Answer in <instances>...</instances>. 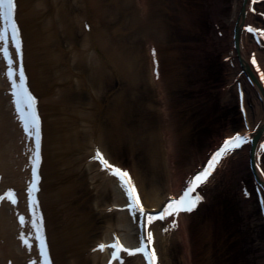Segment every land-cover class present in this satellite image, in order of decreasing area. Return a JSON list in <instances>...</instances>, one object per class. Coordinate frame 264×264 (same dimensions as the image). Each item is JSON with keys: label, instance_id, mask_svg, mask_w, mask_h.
<instances>
[{"label": "bare ground", "instance_id": "bare-ground-1", "mask_svg": "<svg viewBox=\"0 0 264 264\" xmlns=\"http://www.w3.org/2000/svg\"><path fill=\"white\" fill-rule=\"evenodd\" d=\"M130 1L121 0V4L132 8ZM78 2L17 0L23 59L15 36L10 33L7 47L16 61L12 66L8 57L4 59L5 42L0 38V192L5 187H17L16 190H22L19 195L26 192L30 196L32 205L31 187L35 178L31 175L33 169L36 172L37 160L43 176L36 193L39 217L32 207L19 200L11 203L6 195H0V264H26L29 254L42 258L37 222L46 229L52 264H152L145 253L127 251L142 247L144 242L150 249L154 246L157 264H176V260L180 262L184 257L190 261L195 246L189 242L188 224L193 221L200 224L199 215L216 200L219 202L221 192L230 195L228 187L236 182L235 191L241 195L238 207L220 205L218 212L221 210L223 216L214 215L210 225L207 223L206 227L213 229H206L209 252L220 255L218 264H229L233 259L241 260L239 264H256L247 260L256 256L264 264V38L260 33L264 31V0L230 3L206 0L213 5L207 14L212 18L214 35L217 33V41L209 44L205 40L207 45H215L212 53L203 44L201 47L191 44V34L180 28L181 25L191 28V21L197 23L201 15L197 13L194 17L196 13L191 10L185 13V3L179 0L177 11L188 19L181 17L178 23L174 20L176 37L171 48L144 31L150 37L147 45H140L141 50L128 54L123 63L109 50L114 33L109 31L111 10L106 0ZM169 2L135 0L136 11L139 14L149 11L150 21L157 8L164 7L165 14L169 13ZM223 18L231 20L234 26L224 25ZM130 22L123 21L122 25L128 23L126 27L131 31L134 26ZM199 22L197 31L209 36L210 23L204 19ZM167 24L168 20L164 29ZM3 27L0 10V33ZM249 27L257 31L248 32ZM119 30L122 35L129 33L127 29ZM182 32L191 42L180 39ZM125 49L128 53V48ZM163 52H167V67ZM202 59L218 60L220 66L227 64L231 79L223 84L211 71H202L199 66ZM10 67L16 69L15 84L20 79L24 81L27 75L28 87L36 97L41 125L34 133L27 132L18 114ZM125 74L135 79V83H147L155 90L146 103L135 104V112L119 102L120 89L112 82L122 81ZM181 82L187 85L189 94L185 99L176 95L174 100L168 90L175 92ZM214 89L217 93L212 99H217V94L225 98L221 102L222 105L225 102L223 110L217 102L208 103L211 99L207 94ZM204 99V106L199 105ZM129 113L134 119L139 117L148 123L149 129L145 123L140 127L134 121L130 125L125 123L124 115ZM159 120L163 121V127L168 126V132L161 130ZM237 134L248 142L245 140L241 147L227 152L201 185L208 198L192 211L149 220V216L160 215L193 177L207 171L215 153ZM124 151L128 156L122 155ZM101 152L116 168L129 171L147 211L131 209V197L123 178L116 174L115 168L98 159ZM224 173L230 176L224 178ZM215 189L218 191L211 196ZM21 216L26 220H21ZM225 234L223 245L218 237ZM237 238H242L240 242L235 240L238 247L232 241ZM117 242L124 245L119 257L112 247ZM213 255L210 254V264Z\"/></svg>", "mask_w": 264, "mask_h": 264}, {"label": "rangeland", "instance_id": "rangeland-1", "mask_svg": "<svg viewBox=\"0 0 264 264\" xmlns=\"http://www.w3.org/2000/svg\"><path fill=\"white\" fill-rule=\"evenodd\" d=\"M77 1L78 0H76V2ZM82 1H84V0H79L80 4H81ZM169 1H170L169 2L170 5H167V7L169 8V13L170 14L169 13H166L167 15L165 14L164 7L163 8L161 7V9H158L157 8L158 11L155 12V16H152L150 18V21H149L148 20L149 17H150L149 16L150 15L149 14V11H147V13L145 12V14L143 12H141V14H139V12L136 11V5L137 4L135 5V0L130 1V3L132 2L130 4V5H132V8L129 5H127V7H128L129 10L127 9L126 6H123V4H121V0H118V3H115L114 0H106V4H108L109 9L111 10L110 11V15H109V17H111L110 18L111 20H110V23H108V26H110L109 27V31L111 32V34H112V31L114 33L113 34L114 36L111 35L112 45L113 46H111L109 48V50L114 54V56H116V58L118 59L119 62L122 61V63H123L125 61V58H127L126 56H129V55H131L130 54L131 52H134L135 50L140 49V45L143 44L142 45L143 47L145 45H147V41L150 38V37L147 38L149 34H151V36H154L155 40H157L159 43H165L168 46V49L171 48L172 44L175 43L174 42V39L176 37V35L174 33L175 32V23L176 22L174 20H176L177 23H178V21H180L179 19H181V17H183V18L184 17H187V19H188V16L187 15H182V13H179V10L177 11V9L180 6V4L178 2L179 0H169ZM182 1L185 3V5H184V9H186V10H184L185 13L186 12H189L191 10V11H193V12L196 13V14H194V17L196 15H198L197 13H200L199 16L201 15L200 16L201 18L198 17V20L196 19V22L197 23L191 21L192 22L191 23V28H189V29L188 28L185 29L184 28L185 27L184 25H181V27H180L182 29V31L183 30L184 31L186 30V32H188L189 34H191V37L190 38L192 39L191 40L192 42L191 41H188L186 39V37L183 36V32L184 31L179 36L180 39L183 40V41H185V42H191V44L196 43V45H198L200 47L203 44L206 47V48L205 47L204 48L207 49L208 51H210L212 53L215 50V45H213V43H212V45H207L206 41L209 44H210V42L217 41L216 40L217 33L214 35V32L215 31H213V24H212V21H211L212 18H210L208 16V14H207V13L210 12V9L212 11L213 5L211 4V2L210 3L206 2V0H182ZM228 1L230 3L232 0H228ZM72 2H73V0H72ZM74 2H75V0H74ZM263 8H264V5H263ZM85 10H87V13H89V11H88L89 9L88 8L85 9ZM112 11H113V13H112ZM126 12H130V14H128V17L124 15ZM165 17H166V19H165ZM201 19H204L205 21H208L210 23L209 36L207 35L208 33L207 34H204V35H201L199 33L200 31H197V26L200 23L199 21ZM226 19L227 18H223L222 19L223 22H224V25H230L232 27L234 24H231V20H230L231 18H229L230 22H228V20H226ZM132 20H133V22L131 24L130 21H132ZM166 20H168L167 29H164L163 28V25L165 24V21ZM123 21L128 22V23L130 22V24L132 26H134L133 29L130 31L129 28L126 27V25L128 26V23H126V24L123 23V25H122V22ZM142 21H143V23H142ZM145 22L147 24V27L146 28L145 27L143 28V25H145L144 24ZM230 26H229V28H230ZM180 28H178V29H180ZM119 29H121V30L127 29L129 33L122 35L121 34V31ZM133 30H135V31H133ZM144 31H147L148 33L149 32L150 33L146 35L144 33ZM124 35H127V36H124ZM133 35L136 36V37L134 38ZM122 36H124V39L122 38ZM207 37H208V39H207ZM137 40H138V42H137ZM126 47L128 48V50H127L128 53L125 52V50H126L125 48ZM225 48H226V46H225ZM225 51L226 50L224 49L223 50V53H225ZM163 53H164V56H165V59L164 60L166 62L165 66L167 67L168 66V62H167V52H163ZM214 55H216V54H214ZM131 59H132V56H131ZM220 63L221 62H219L218 60H215V59H212L211 62L210 61L209 62H207V61L204 62V60L202 59L200 61V65L199 66H200V69L202 71L204 70V72L206 71L207 73L209 71H211V74L213 73L212 74L213 76H216V75L219 76L220 79L222 80L220 83L223 82V84H224L225 82H228L231 78L229 77L228 70L226 69V68H228L227 64L223 63L222 66H220L221 65ZM145 68H146V66H145ZM194 73H196V69H194L193 74ZM125 75H126V77H124L125 79H123L122 81H117V83H116V80H113L112 82L115 85H117L118 89H120V93L119 94L122 96V100H120L119 102L122 103L123 105H126V109L128 108L130 112L133 111V110L135 112L137 110V105H135V104L140 105L139 104V101H142V102L146 103V101L149 98H151V96L155 95L154 94L155 93L154 92L155 90L149 88L146 85L147 83H144L143 85L141 83H135L134 82L135 79L134 80L133 79H130L131 77L129 78L127 74H125ZM170 78H171V76H170ZM175 78L176 77H173V79H175ZM171 80H172V78H171ZM200 80H202V79H200ZM189 83H191V85H192V82H189ZM140 84H141V86H140ZM223 84H222V86H223ZM177 85L178 86H176L177 87L176 88V91H178V93L176 91L175 92L172 91V89H171V91L168 90L170 92L169 95L172 96L173 99H174V97L176 98V95H179L180 97L183 98V97H185L186 94L187 95L189 94V92L187 93V90H186L187 89L186 88L187 85H185V83H182L181 85L180 84H177ZM142 87H143V89H141ZM134 88H136V89H134ZM55 89H57V88H55ZM148 89H150V90H148ZM137 90L139 91V93H136ZM147 90L149 92H147ZM146 93H148V95ZM215 93H217V89H214V91H212L210 94H207L208 95V99H211L209 102L207 100V102L208 103H211V105H214V103L216 104V102H217L216 105L218 106V108H221L223 110V106H225V104H224L225 102L223 103V105H222L221 102H223L225 98H224L223 95L219 96V94H217V96H216L217 99H212V96ZM183 99H185V98H183ZM134 100H136V103H135ZM177 100H179V99H177ZM205 100L206 99H204V102L202 101L199 105L203 104V106H204ZM208 103H206V105H208ZM141 109H142L141 111H144L143 110L144 108H141ZM163 116H164V112H163V115L160 116V119ZM132 121H134L137 125L139 124L138 125L139 127L143 123H145L139 117L137 119H134L132 117V113H129L127 115H124V122L125 123H128L130 125L132 123ZM173 121H175V120H173ZM176 121L177 122H181V120H179V119H177ZM162 122L163 121H160L159 122V123L162 124L161 130H163V132H165V131L168 132V130H167V129H169L168 126L167 127H163V123ZM159 123L157 124V126L160 125ZM145 124L148 127V123H145ZM147 129H149V127ZM150 130L152 131L151 128H150ZM231 131H232V129H231ZM173 133H175V132H173ZM163 134L164 135L165 134L167 135L168 133H163ZM177 134H179V133L177 132ZM218 138H219V136H218ZM150 139H151L150 141L152 142V138H150ZM200 144H201V148H203V143L200 142ZM124 152L122 153V155L127 154L126 152L125 153ZM127 156H128V154H127ZM230 166L232 168L235 167V166H233L231 164H230ZM222 176L224 178H225V176L228 178L230 176V174H228V175L226 174L225 175V173H224V175H222ZM224 178L222 179L223 182H224ZM236 183H233V184H230L229 185L228 192H229L230 188H231V191H232L231 192L232 194L230 192L229 193L226 192V193L230 194V195H228L229 197L227 196V194H224L226 196V199H225L224 198V195H223V192H221L222 194L219 195V197H220L219 198L220 199L219 202H218V200H216L215 203H213V205L212 204L210 206H208V204L206 205V206L209 207V209H205V211L203 213H201V214H203L202 215L203 218H202L201 214L199 215L198 220L200 219V221H199L200 224L197 223L195 225V221H193V222H191V223L188 224V226H189V236H190L189 242H190V245L191 246H193V245L195 246L194 247L195 250L193 251V255H195V257H197V259L199 260V264H210V259H211L210 258V254H214L213 255L214 256V259H213V263L212 264H218L216 262V260H217L218 256H220V255L218 253H214V251L209 252L210 249L208 248V246H210V245H208V242L210 240L209 239L206 240V238H208V236H209L208 235L209 234L208 231H211L213 229H212V227L208 229L206 226H207V223H208V225H210L209 223H211L212 217L214 215L218 216L219 218L223 216L222 213H221V210L218 212V207L220 205H224V206H227L228 205L227 208H229L231 206H232V208H233V206L235 208L238 207V205H239L238 202L240 201L241 195L239 194V192H236L235 191V188L237 186ZM224 184L227 187L226 182H224ZM232 188L234 189V191L232 190ZM236 189H238V187ZM217 191L218 190L215 189V192H211V196H214V194H216ZM211 200H212V197H211ZM211 206H213V207L211 208ZM227 208H226V210H227ZM233 212H234V210H233ZM256 213H257V211H256ZM63 216H65V215H63ZM258 217H257V219H260V215ZM219 222H221V221H219ZM199 225H201V226H199ZM190 226H193L192 230L190 229ZM203 228H205V229H203ZM201 229H203V230H201ZM194 230H198L199 233L194 234ZM226 235L227 234H225L224 236L219 235L218 242L220 244H223L224 243V241L226 240V238H225ZM214 238L216 239V236ZM215 239H213V240H215ZM235 240H237V241L240 242L242 240V238H237V239H234L232 241L235 243ZM179 243H182V242L181 241L180 242H177V244H179ZM238 246H239V244H236V247H238ZM257 251L258 250H256L255 252H257ZM258 254H261L260 250L258 251ZM176 255H178V254H176ZM193 255H192V258H191L190 261L186 260V258L184 257L180 262H178L176 260L175 263L176 264H195V263H198L197 262L198 260H196ZM246 258H247V256H246ZM246 258H245V261H247V260H252L253 261L254 260L256 262V264L259 263L258 262L259 260H258L257 256L254 259L251 258V257L250 258L248 257V259L246 260ZM232 263L239 264V263H242V262H241V260L233 259V262ZM232 263L229 262V264H232Z\"/></svg>", "mask_w": 264, "mask_h": 264}, {"label": "snow or ice", "instance_id": "snow-or-ice-1", "mask_svg": "<svg viewBox=\"0 0 264 264\" xmlns=\"http://www.w3.org/2000/svg\"><path fill=\"white\" fill-rule=\"evenodd\" d=\"M17 0H0V10H2L3 13V19H4V27L2 30V33H0V38H2L5 42V47L3 48V51L7 54L8 60L10 63L15 64L16 61L12 58V53L10 49L7 47V44L10 40V33L14 34L15 36V44L16 47L19 49L20 52V59H23V43L21 38V32H20V25L17 20ZM251 31L255 32L257 29L251 28ZM11 76L13 81H16V69L13 68L11 70ZM27 75L24 76V82L23 84L16 83L15 89H16V102L19 105L20 112H21V118L24 121L25 126L28 129L29 133H34V127L35 129L40 128V116L37 111V100L36 97L32 94L31 90L28 87L27 84ZM31 109L30 111L28 109ZM246 138L240 134H237L236 136L229 138L224 144L220 151H217L215 153L214 158L212 159L211 164L208 166L207 171L201 172L199 175H196L192 178L189 185L186 186L185 190H183L178 197H172L171 202L167 204L166 209L162 210L160 215H152L149 216V220H157L161 218H167L169 215H172L173 213L179 214L181 211H192L196 207L199 206L200 201L204 199L203 195H200L197 192V189L206 182L209 175H211L212 171H214L215 166L220 162V160L224 157V155L231 151L235 150L238 147H241L245 143ZM39 143V139L37 141ZM98 159H101L104 161L105 166L113 167L115 168V172L117 175L121 176L124 180L125 185L128 189V195L131 197V203L130 207L135 212L137 209L147 211L144 208V203L140 197L139 190L136 188L134 181L131 180L130 173L124 171L123 169L116 168L114 165H109V162L107 159L104 158L103 153L101 152ZM39 165L40 161H36V173H35V183L32 184L31 192H32V208L33 213L36 214L38 217L41 215L36 210V204L38 202L36 193L38 191L39 182L41 180V175L39 171ZM9 196L16 202L19 203L16 193L14 191L9 192ZM2 199V198H0ZM21 220H26L24 216L20 217ZM37 230L40 233V247L43 249V258H44V264H52L51 260V254L49 250V246L47 243V236L45 229H43L40 224L36 223ZM30 244V241H27ZM154 240V236H153ZM101 247H107V245H101ZM116 249L115 256L119 257L121 255L122 249H124V245L122 243L117 242L116 244L112 245ZM128 252H139V253H145L147 255V258L149 261L152 262V264H157L158 257L155 255V248L154 246L149 247L147 242H144L142 247L136 248V249H127ZM33 264H36L35 261H33Z\"/></svg>", "mask_w": 264, "mask_h": 264}]
</instances>
